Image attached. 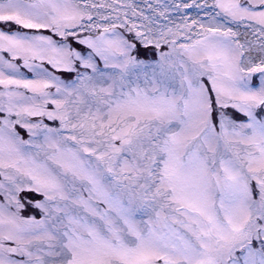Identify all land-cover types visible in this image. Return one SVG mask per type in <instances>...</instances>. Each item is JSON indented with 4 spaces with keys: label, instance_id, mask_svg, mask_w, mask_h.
<instances>
[{
    "label": "snow or ice",
    "instance_id": "1",
    "mask_svg": "<svg viewBox=\"0 0 264 264\" xmlns=\"http://www.w3.org/2000/svg\"><path fill=\"white\" fill-rule=\"evenodd\" d=\"M0 264H264V0H0Z\"/></svg>",
    "mask_w": 264,
    "mask_h": 264
}]
</instances>
